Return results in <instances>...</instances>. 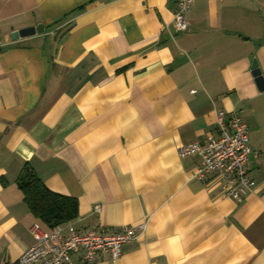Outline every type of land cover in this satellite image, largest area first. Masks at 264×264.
I'll return each mask as SVG.
<instances>
[{
  "label": "crops",
  "instance_id": "crops-1",
  "mask_svg": "<svg viewBox=\"0 0 264 264\" xmlns=\"http://www.w3.org/2000/svg\"><path fill=\"white\" fill-rule=\"evenodd\" d=\"M0 0V264H18L38 219L27 168L76 198L85 232L143 226L113 261L70 264H264V0ZM34 27L29 36L12 34ZM237 112L256 151V189L224 194L178 147L218 134ZM67 232L66 229H64Z\"/></svg>",
  "mask_w": 264,
  "mask_h": 264
},
{
  "label": "built area",
  "instance_id": "built-area-1",
  "mask_svg": "<svg viewBox=\"0 0 264 264\" xmlns=\"http://www.w3.org/2000/svg\"><path fill=\"white\" fill-rule=\"evenodd\" d=\"M175 1V24L180 31H186L189 29L187 16L195 0ZM216 127L217 135L209 134L203 141L181 144L178 152L181 156L201 157V164L195 171L196 178L203 180L207 175L215 174L226 196L246 197L256 189V181L249 173L250 158L257 153L249 142V126L237 112L221 110L217 114ZM142 227L124 224L115 231L91 229L81 232L70 222L50 230L36 222L30 229L35 242L22 252L18 264H70L77 250L81 251L85 263L96 260L100 254H108L115 261L122 256L123 246L136 240Z\"/></svg>",
  "mask_w": 264,
  "mask_h": 264
},
{
  "label": "trees",
  "instance_id": "trees-1",
  "mask_svg": "<svg viewBox=\"0 0 264 264\" xmlns=\"http://www.w3.org/2000/svg\"><path fill=\"white\" fill-rule=\"evenodd\" d=\"M19 181L29 208L51 228L78 216V200L50 190L32 169L27 168Z\"/></svg>",
  "mask_w": 264,
  "mask_h": 264
},
{
  "label": "water",
  "instance_id": "water-1",
  "mask_svg": "<svg viewBox=\"0 0 264 264\" xmlns=\"http://www.w3.org/2000/svg\"><path fill=\"white\" fill-rule=\"evenodd\" d=\"M36 32V29L34 27H29V28H24V29H21L17 32H14L12 34V37L13 38H18L19 36H29V35H32ZM253 74L255 75L256 77V82L259 86L260 89H264V76L261 72V69L258 67L257 63H255L254 65V71H253Z\"/></svg>",
  "mask_w": 264,
  "mask_h": 264
}]
</instances>
